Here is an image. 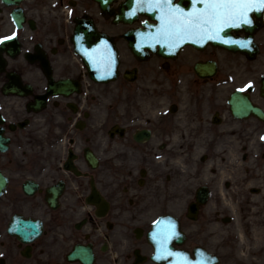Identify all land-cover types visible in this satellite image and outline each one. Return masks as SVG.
<instances>
[{"label": "flooded vegetation", "instance_id": "flooded-vegetation-1", "mask_svg": "<svg viewBox=\"0 0 264 264\" xmlns=\"http://www.w3.org/2000/svg\"><path fill=\"white\" fill-rule=\"evenodd\" d=\"M89 6V0H0V49L12 35L21 49L15 59L0 51V264H81L67 260L79 244L92 245L94 264H129L134 249L121 240L124 228L167 212L180 221L184 241L177 249L193 257L199 247L222 264H245L243 248L253 264H264V149L259 152L251 132L264 123L233 117L227 105L232 91L212 90L253 84L250 99L264 108V60L240 63L213 49L187 48L175 60L138 62L127 53L117 81L108 85L120 114L104 118L95 102L91 119H78L85 120L83 130L73 129L82 174L64 170L67 150L50 161L59 143L56 126L69 135L68 104L79 111L87 100L83 92L69 101L50 99L41 112L29 104L47 90L46 64L58 79L87 80L82 62L73 60L71 37L78 10ZM108 33L117 40L112 27ZM255 38L264 52V26ZM198 63H216V75L200 79ZM9 72L32 85L31 96L4 92ZM241 130L250 133L243 137ZM141 131L149 138L138 139ZM86 148L98 159L96 169L86 162ZM92 181L108 203L102 216L86 202ZM60 185L64 191L51 204L50 190ZM205 191L208 200L199 204Z\"/></svg>", "mask_w": 264, "mask_h": 264}, {"label": "snow or ice", "instance_id": "snow-or-ice-1", "mask_svg": "<svg viewBox=\"0 0 264 264\" xmlns=\"http://www.w3.org/2000/svg\"><path fill=\"white\" fill-rule=\"evenodd\" d=\"M196 3H202L203 9L194 8L188 14L179 9L170 11L161 30L164 39L178 41L189 36L212 38L225 27L250 24V11H264V0H193V4ZM241 46L247 47V44Z\"/></svg>", "mask_w": 264, "mask_h": 264}, {"label": "water", "instance_id": "water-1", "mask_svg": "<svg viewBox=\"0 0 264 264\" xmlns=\"http://www.w3.org/2000/svg\"><path fill=\"white\" fill-rule=\"evenodd\" d=\"M162 10H163V9H162ZM163 21H164V20H163ZM163 21H162V22H163Z\"/></svg>", "mask_w": 264, "mask_h": 264}]
</instances>
